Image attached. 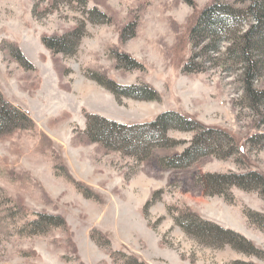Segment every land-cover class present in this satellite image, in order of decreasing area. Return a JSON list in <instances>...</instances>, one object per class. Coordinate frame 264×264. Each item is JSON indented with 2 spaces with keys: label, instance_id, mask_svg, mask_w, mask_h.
I'll list each match as a JSON object with an SVG mask.
<instances>
[{
  "label": "rangeland",
  "instance_id": "1",
  "mask_svg": "<svg viewBox=\"0 0 264 264\" xmlns=\"http://www.w3.org/2000/svg\"><path fill=\"white\" fill-rule=\"evenodd\" d=\"M213 1L0 0V90L36 124L0 136V264H127L131 255L145 264H264V100L248 95L245 66L229 56V43L210 56L193 48L190 29ZM69 31L82 34L74 53L43 44L44 36ZM6 43L36 70L6 52ZM95 75L120 86L148 84L159 98L116 97ZM254 88L264 90V77ZM168 111L230 138L215 133L212 154L166 169L159 159L181 155L194 132L170 131L176 145L144 162L82 135L87 114L134 125ZM253 172L263 178L232 182ZM186 211L241 234L256 250L189 234L179 223ZM40 212L61 215L68 227L37 235L21 229ZM115 251L125 256L114 260Z\"/></svg>",
  "mask_w": 264,
  "mask_h": 264
},
{
  "label": "trees",
  "instance_id": "2",
  "mask_svg": "<svg viewBox=\"0 0 264 264\" xmlns=\"http://www.w3.org/2000/svg\"><path fill=\"white\" fill-rule=\"evenodd\" d=\"M246 22L248 27L241 30L242 25ZM81 37L82 34L69 31L62 36H44L43 44L55 54H72L76 51ZM190 38L193 48L202 46V54L207 56H210L211 53H218L221 44L229 43L230 46L227 49L229 56L238 59L245 66L248 95L256 103L264 100V90L256 93L254 88L255 81L264 77V0H214L198 14L190 29ZM70 39H74L75 47L69 50ZM2 48L6 52L10 50L11 55L16 51V55L13 54L14 59L20 61L28 70H36L34 64L17 45L6 43ZM130 60V62L135 63L134 60ZM193 61L194 58L187 62L186 71ZM95 76V80L113 92L116 97L125 96L141 100L159 98L156 90L148 84L144 86H120L102 75ZM35 129L36 124L29 112L7 100L0 90V136L11 135L16 132L35 131ZM172 130L194 132V138L191 145L181 155L159 159V164L166 169L186 168L201 157L212 154L211 138L215 133L222 132L229 137L218 128L205 126L195 118L175 111L162 113L149 122L134 125L121 124L96 114H87V128L82 135L90 143L100 144L107 151L120 152L144 162L152 157L155 149L172 148L176 145L169 137V132ZM64 169L66 178L73 181L77 189L86 196H91L92 191L89 187L73 180L67 169ZM252 175L259 179L263 178L261 174L254 172L251 175L231 178L234 179L232 182H239L243 181L245 177H252ZM216 176L209 174L206 179L207 177L210 179L223 178L224 180L218 179V182L228 183L227 176ZM14 205L21 213L27 212L23 204L16 202ZM36 216L35 219L26 221L21 229L28 231L31 235H37L47 233L54 228L68 227L66 219L59 214L40 212ZM180 216H188L185 219L182 218L179 223L189 234L204 239L221 241L224 244H232L247 253L256 250L253 243L241 234L224 229L212 222L203 221L191 211L181 213ZM92 236L95 238V234ZM110 256L114 260H120V256L125 255L121 251H115ZM127 264L145 263L139 261L135 255H131L128 257Z\"/></svg>",
  "mask_w": 264,
  "mask_h": 264
}]
</instances>
